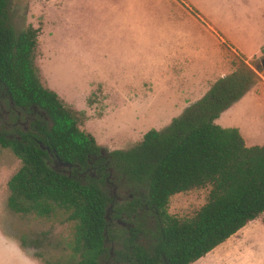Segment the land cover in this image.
I'll return each mask as SVG.
<instances>
[{
	"label": "rangeland",
	"instance_id": "1",
	"mask_svg": "<svg viewBox=\"0 0 264 264\" xmlns=\"http://www.w3.org/2000/svg\"><path fill=\"white\" fill-rule=\"evenodd\" d=\"M252 12L253 0H9L8 5L15 31L38 30L31 63L40 84L76 112L78 129L106 154L131 148L146 131L178 117L231 71V59L259 67L264 54L248 60L226 41L253 43ZM257 74L260 82L214 122L235 127L247 146L264 142V73ZM85 102V111L75 110ZM18 167L9 148L0 147V264H78L71 252L72 224L64 215L44 218L7 208L6 183ZM206 190L170 196L166 213L190 217L205 202ZM257 218L264 223V215ZM257 218L241 228L240 241L229 237L233 246L218 245L192 264H264V225Z\"/></svg>",
	"mask_w": 264,
	"mask_h": 264
},
{
	"label": "trees",
	"instance_id": "2",
	"mask_svg": "<svg viewBox=\"0 0 264 264\" xmlns=\"http://www.w3.org/2000/svg\"><path fill=\"white\" fill-rule=\"evenodd\" d=\"M8 5L9 0H0V102L13 105V119L18 113H43L29 121L26 132L16 129L19 140L0 134V147L9 148L19 161L6 183L10 211L44 218L64 215L72 224L71 252L78 264H99L106 236H115L105 220L111 201L102 190L108 188L99 178L78 175L83 171L97 177L111 172L114 186L144 190L143 202L161 211V227L150 234V243L144 247L125 241L114 252V262L190 264L264 213V144L245 146L236 128L214 123L260 82V67L254 70L240 58L231 59V71L178 117L105 160L94 139L78 129L76 112L40 84L31 63L38 30L15 31ZM56 160L69 164L70 171L58 170ZM203 188L205 202L190 217L166 215L170 196ZM132 198L112 210L135 212L140 201ZM127 246L132 259L125 257Z\"/></svg>",
	"mask_w": 264,
	"mask_h": 264
},
{
	"label": "flooded vegetation",
	"instance_id": "3",
	"mask_svg": "<svg viewBox=\"0 0 264 264\" xmlns=\"http://www.w3.org/2000/svg\"><path fill=\"white\" fill-rule=\"evenodd\" d=\"M42 114V112L39 113L33 110L32 115L30 116H21V114L18 113V119H13V105H11L10 103L7 107L0 102V134L10 139L13 138V136H16V129L20 130L21 132H26L28 130L29 121L33 120L35 115L42 116ZM44 119L46 118L44 117ZM16 138L19 140V137L16 136ZM41 149L47 151L46 148L41 147ZM97 153L99 157L105 160L106 158H108L109 153H102V150L100 148H98ZM59 162L60 161L56 160L54 166L58 170H66V172L68 173L71 166L67 164L68 166L62 167L59 165ZM104 165H106V163H104ZM79 174L82 178H84L88 174L94 179L99 178L108 188V190H102L107 193L111 201L108 206V211L105 215V220L109 229L115 233V236L114 238H109L108 236H106L103 246L104 253L99 257V261L101 262L102 260L103 262L100 264H123L122 262H114V252L122 250L123 243L125 241L127 242V244L133 242V244L146 247L147 244L150 243L148 241V237H150V234L161 227V211L157 210L154 207H148L147 204L143 202L144 200L142 193L144 192V190H128L124 187L120 188L114 186L111 172H108L106 176L103 177H97L92 172L86 173L83 171L81 173H78V175ZM132 195L137 197L140 201L139 203L137 202L138 205L135 212H126L123 210L114 211V209L112 210V208H114L115 206L118 207L127 203H131V201L133 200ZM166 215L168 214L166 213ZM129 247L130 246H127V249L124 253H127V255H125L126 258L132 259L129 255Z\"/></svg>",
	"mask_w": 264,
	"mask_h": 264
},
{
	"label": "crops",
	"instance_id": "4",
	"mask_svg": "<svg viewBox=\"0 0 264 264\" xmlns=\"http://www.w3.org/2000/svg\"><path fill=\"white\" fill-rule=\"evenodd\" d=\"M251 19H252V25L253 26H252V29L250 31V42L252 40L253 43L250 46H248L247 40H244L243 44H241V43L239 44V43H235V42L232 43L231 41L225 39L230 45H232L233 51L239 53L241 56L245 57L248 60H254V59L258 58V57L263 56V54H264V0H253V12L251 14ZM221 76H223V74L220 75V77ZM180 81L182 82V79H180ZM75 110L76 111L77 110L85 111L86 110V102L83 104L82 107L77 108ZM218 119H219V117L217 119H215L214 122L215 123L219 122ZM217 125L222 127L220 124H217ZM225 128H231V127L228 126V127H225ZM233 128H235V127H233ZM250 140H252V139H250ZM243 142H244V140H243ZM244 144H245V142H244ZM262 144H264V142H259V143H256V144H252L251 143V145H249V146L262 145ZM262 215H264V213ZM256 222L258 224L261 223V224L264 225V223L259 218L256 219ZM245 225L243 227H245ZM242 229H239L237 233H235V234L230 236V237H234L232 241H234V242L237 241L238 242V241L241 240L240 238L243 237V231H244ZM229 241H230V238H227L226 242L224 244L222 242L219 245H230V246H233L234 243L232 241H230L231 242L230 243ZM209 252H211V250ZM212 252H213V250H212ZM192 263H190V264H192Z\"/></svg>",
	"mask_w": 264,
	"mask_h": 264
},
{
	"label": "water",
	"instance_id": "5",
	"mask_svg": "<svg viewBox=\"0 0 264 264\" xmlns=\"http://www.w3.org/2000/svg\"><path fill=\"white\" fill-rule=\"evenodd\" d=\"M259 67H260L261 71L264 73V57L259 59ZM59 165L62 167L68 166L66 163H61V162H59Z\"/></svg>",
	"mask_w": 264,
	"mask_h": 264
}]
</instances>
